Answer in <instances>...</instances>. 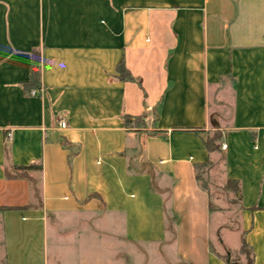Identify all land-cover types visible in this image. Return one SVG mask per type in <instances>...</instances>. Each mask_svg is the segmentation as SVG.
I'll use <instances>...</instances> for the list:
<instances>
[{
  "label": "crops",
  "instance_id": "1",
  "mask_svg": "<svg viewBox=\"0 0 264 264\" xmlns=\"http://www.w3.org/2000/svg\"><path fill=\"white\" fill-rule=\"evenodd\" d=\"M221 155L264 264V0H0L4 264H229L196 168Z\"/></svg>",
  "mask_w": 264,
  "mask_h": 264
},
{
  "label": "rangeland",
  "instance_id": "2",
  "mask_svg": "<svg viewBox=\"0 0 264 264\" xmlns=\"http://www.w3.org/2000/svg\"><path fill=\"white\" fill-rule=\"evenodd\" d=\"M216 130L217 129H213V132ZM200 174L202 180L208 185L213 207L215 209L212 226V241L216 248L222 253L226 252L227 245L231 248L232 252H235L241 244V237L243 234L241 223L242 206L234 186L226 182L223 156H219L216 162H212L204 170H200ZM0 250H2L1 244ZM234 254L240 259H244L245 257L243 254H239V252H235ZM4 262L3 255L0 254V264H4Z\"/></svg>",
  "mask_w": 264,
  "mask_h": 264
},
{
  "label": "trees",
  "instance_id": "3",
  "mask_svg": "<svg viewBox=\"0 0 264 264\" xmlns=\"http://www.w3.org/2000/svg\"><path fill=\"white\" fill-rule=\"evenodd\" d=\"M33 60H32V67L30 72V78L24 82V89L26 93L33 94V90H36L35 94H40L42 92V82H41V55L40 51L37 49H34L32 52ZM118 69L120 71V77H125V71L126 67L124 63H120L118 65ZM146 114L138 115V116H132V115H126V121L128 124L133 122L134 120L137 121V123L142 122L143 119H145ZM222 137V133L220 130H216L212 134H209L206 139L205 143L207 148L210 151L221 149V143L219 140ZM212 163L211 159H208L207 161L203 163H197L196 168L198 169V178L201 180V183L204 187L208 188L207 183L202 180V176L200 174V170H204L206 167H208ZM32 168H39L42 169V165H36V164H21V165H14L13 169H7L6 174L9 177H16V176H23V177H29L31 179H34V177L30 174V170ZM227 183L229 185H233L236 194L240 192V186L239 181L234 179H228ZM8 208V207H3ZM240 253L243 254L245 257L244 259H240L235 254H233L232 250L230 248L226 249L225 253H219L220 256L225 258L229 264H255V252L253 248L250 246V244L247 242L244 233L242 234L241 238V246H240Z\"/></svg>",
  "mask_w": 264,
  "mask_h": 264
},
{
  "label": "built area",
  "instance_id": "4",
  "mask_svg": "<svg viewBox=\"0 0 264 264\" xmlns=\"http://www.w3.org/2000/svg\"><path fill=\"white\" fill-rule=\"evenodd\" d=\"M32 92H33V94H35L36 93V90H33ZM60 124L62 126H66L67 125V121L65 119H61L60 120ZM223 147H226V144H223Z\"/></svg>",
  "mask_w": 264,
  "mask_h": 264
}]
</instances>
